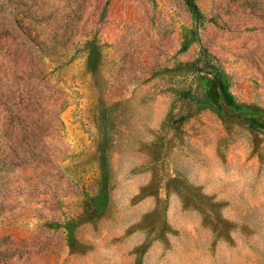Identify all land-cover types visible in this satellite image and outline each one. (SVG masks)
<instances>
[{
	"label": "rangeland",
	"instance_id": "obj_1",
	"mask_svg": "<svg viewBox=\"0 0 264 264\" xmlns=\"http://www.w3.org/2000/svg\"><path fill=\"white\" fill-rule=\"evenodd\" d=\"M192 1L0 0V264H264V0Z\"/></svg>",
	"mask_w": 264,
	"mask_h": 264
},
{
	"label": "trees",
	"instance_id": "obj_2",
	"mask_svg": "<svg viewBox=\"0 0 264 264\" xmlns=\"http://www.w3.org/2000/svg\"><path fill=\"white\" fill-rule=\"evenodd\" d=\"M187 4L190 6L191 10L197 14L198 9L192 0H185ZM207 97L214 103L218 104L220 100L225 102L227 106H234L235 102L232 94L229 92L228 87L225 83H223L218 75H215L213 79L210 81L209 87L206 90ZM247 123L253 127H264V123L262 125L257 126L255 120L246 119Z\"/></svg>",
	"mask_w": 264,
	"mask_h": 264
}]
</instances>
